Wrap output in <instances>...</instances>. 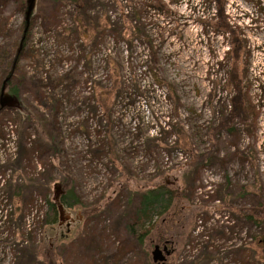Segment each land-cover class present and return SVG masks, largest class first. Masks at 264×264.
Here are the masks:
<instances>
[{
	"label": "rangeland",
	"instance_id": "obj_1",
	"mask_svg": "<svg viewBox=\"0 0 264 264\" xmlns=\"http://www.w3.org/2000/svg\"><path fill=\"white\" fill-rule=\"evenodd\" d=\"M223 1L225 20L243 43L238 61L228 55L232 33L220 29L209 0H80L82 26L72 0H47L44 17L35 4L25 28L26 0H0V82L10 70L32 78L18 87L17 106L0 110V264L15 260L21 231L31 233L43 258L47 242L67 244L85 226L109 236L107 245L93 256L82 247L68 252L64 264H148L154 245L165 241L170 253L155 264H187L204 249L207 236L199 234L212 228L218 250L200 264H244L231 251L244 242L259 250L264 221L245 223L239 213L251 204L241 185L256 183L264 199V0ZM124 25L136 33L129 42ZM83 27L90 33L78 34ZM235 61L246 119L234 118L228 129L226 83ZM34 112L50 120L52 145ZM23 144L34 146L30 163L18 153ZM184 162L191 164L185 173ZM123 172L136 183L158 174L186 188L136 245L119 224L127 189L104 206ZM64 174L81 204L62 207L69 219L45 225L43 191L20 185L51 177L52 197ZM100 203L94 215L85 213ZM120 246L125 250L114 257Z\"/></svg>",
	"mask_w": 264,
	"mask_h": 264
},
{
	"label": "trees",
	"instance_id": "obj_2",
	"mask_svg": "<svg viewBox=\"0 0 264 264\" xmlns=\"http://www.w3.org/2000/svg\"><path fill=\"white\" fill-rule=\"evenodd\" d=\"M47 0H38L35 4L38 8V12L40 13L41 9L40 6H43L44 2ZM215 4V12L213 17L215 20H218V26L222 31L227 33L231 32V27L225 20L224 16V1L223 0H209ZM76 8V17L80 15V0H72ZM17 3L23 5V0H17ZM59 3V2H58ZM56 10L58 7L55 5L53 6ZM56 7V8H55ZM51 13L50 16L54 18L55 13ZM79 12V14H78ZM41 14V13H40ZM43 17L44 15L41 14ZM83 17L80 16L78 20V25L82 26L79 21L82 20ZM23 28H25V23ZM124 28L125 27L124 25ZM27 29V28H26ZM25 29V31H26ZM78 34H89L90 31L88 28H78ZM133 34L135 35L132 28H127V30L122 33L123 39L126 41H130ZM27 33L24 32L22 34L21 39L18 43L20 49H24V45L27 39ZM231 51L228 55H235V60L238 61V55H240V50L243 48L242 40L232 33L231 38ZM21 49V50H22ZM20 50V51H21ZM19 54L18 51L14 52L12 57V61L10 62V67L12 69L13 62L15 61V57ZM112 64V63H111ZM112 70L118 72V67L115 65L112 67ZM6 86H5V93L15 99H18L20 95V91L18 87L20 85H28L31 82V77L25 76H18L15 73V70H10L7 74ZM5 77V78H6ZM0 82V90L2 86V82ZM227 87H230V92H232V96L230 97L231 109L228 112V116L225 118L226 127L228 129H232L231 122L234 118H238L242 121L246 119L245 115V89L243 84V78L239 73V68L237 66V62L235 61L232 66L230 67L228 77H227ZM115 87V86H114ZM7 91V92H6ZM100 101H104L103 99L99 98ZM18 101V100H17ZM4 109V108H3ZM2 110V109H1ZM107 112V107L104 108V113ZM32 116L35 118L37 123V127L39 130L40 136L45 140L48 144L52 145L51 142V134H50V120L47 119L44 115L38 112L32 113ZM151 142H157L158 139H150ZM108 146H111V143L107 141ZM17 149V147H16ZM34 146L32 148H27L26 144L18 146V153L22 154L21 158L27 160L28 163L32 162L31 156L33 155ZM243 160V159H242ZM9 162H7L3 167H7ZM33 164V163H32ZM10 165V164H9ZM45 163H43V166ZM31 166V165H30ZM33 168L36 165H32ZM191 169L190 162H184L182 164V171L185 173L187 170ZM182 173V174H183ZM175 178V177H174ZM177 178V177H176ZM175 178V179H176ZM53 178H47L44 182L40 181L39 177L35 178H25L24 182L20 185V189L29 188V187H36L40 188L44 194V202L43 205L45 207V212L43 214V218L40 220L45 225H53L57 223L59 218V206L61 207H71L75 205L81 204L79 198L73 191V187L70 184V179L66 174L63 176V180L61 181L59 186H52L53 187V196L47 197L46 195L49 193L51 183ZM189 178L185 181L186 187H188ZM142 183V184H141ZM141 185V186H140ZM127 189L128 200L126 202L125 208L122 210L119 216V224H121L122 231L127 234V239L131 243V245H136L142 243L144 239L150 234V231L154 228V221L155 218L166 214L170 208L172 207L175 200L182 198L183 192L186 188L182 187L181 185H177L174 182H168L166 177H162L161 175L156 174L152 179L144 180V182L136 183L131 179L125 172H123V177L120 181L116 183V188L112 191V196H107L104 198V206H106L111 201H117V196H115L118 192H121L123 188ZM116 192V193H115ZM240 192L242 197L249 198L251 204L244 208L243 211H240L239 218L242 219L245 223H253L259 224L264 221V199L257 191L256 183H250L248 185H241ZM227 194H230L227 192ZM206 205V204H204ZM103 207V203L90 205L85 209V213L87 215L92 216L94 215L100 207ZM207 207V206H206ZM212 208L208 207L206 210L209 212ZM16 210V209H15ZM216 230L212 228L209 233L207 231L201 232L198 237H202L206 235V241L204 242V249L200 250L198 255L194 260H191L187 264H200L202 261L209 259L211 256L210 253H216L218 247L213 245L214 240L216 237ZM222 232V236H223ZM17 239L19 242L24 243L22 244L21 248L18 249V255H16L15 260L12 264H64L67 260V253L73 252L79 253L81 247L85 249L92 250V256L97 255L99 250L103 245L106 244V241L109 240V236L104 233L96 232L95 227H87L85 226L76 238L70 241L67 244H58L55 245L54 242H47V248L43 253V258L39 257V249L33 243L32 236L30 232L21 231L18 233ZM255 246L259 248L258 251L252 248L246 242L241 243L237 248L232 249V253L237 254L239 260L244 264H264V247L260 243V238H256ZM107 245V244H106ZM50 250V251H49ZM52 250V251H51ZM115 252L113 256L119 255L125 250L120 247L114 248ZM49 251V252H48ZM92 262V260H89ZM88 261V262H89ZM148 264H155L153 262H148Z\"/></svg>",
	"mask_w": 264,
	"mask_h": 264
},
{
	"label": "water",
	"instance_id": "obj_3",
	"mask_svg": "<svg viewBox=\"0 0 264 264\" xmlns=\"http://www.w3.org/2000/svg\"><path fill=\"white\" fill-rule=\"evenodd\" d=\"M36 0H26V17H25V26L28 25V17L30 12L32 11V8L34 9ZM20 47V46H19ZM6 80L7 77L4 78L0 90V110L5 107H15L17 106V99L14 97H11L5 93V86H6ZM59 218L62 220L63 218L69 219V215H64L63 208L59 206ZM261 244L264 246V234L260 238ZM170 253V250L167 247V244H163L160 246L159 244H155L153 247V250L151 252L152 255V261L154 263H163L166 260V256Z\"/></svg>",
	"mask_w": 264,
	"mask_h": 264
},
{
	"label": "built area",
	"instance_id": "obj_4",
	"mask_svg": "<svg viewBox=\"0 0 264 264\" xmlns=\"http://www.w3.org/2000/svg\"><path fill=\"white\" fill-rule=\"evenodd\" d=\"M182 153V152H181ZM183 159H186V156L184 155V158Z\"/></svg>",
	"mask_w": 264,
	"mask_h": 264
},
{
	"label": "flooded vegetation",
	"instance_id": "obj_5",
	"mask_svg": "<svg viewBox=\"0 0 264 264\" xmlns=\"http://www.w3.org/2000/svg\"><path fill=\"white\" fill-rule=\"evenodd\" d=\"M168 243V242H167ZM163 245V244H162Z\"/></svg>",
	"mask_w": 264,
	"mask_h": 264
}]
</instances>
